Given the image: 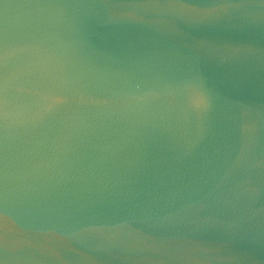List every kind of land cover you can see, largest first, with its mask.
Here are the masks:
<instances>
[{
  "label": "water",
  "instance_id": "95a60500",
  "mask_svg": "<svg viewBox=\"0 0 264 264\" xmlns=\"http://www.w3.org/2000/svg\"><path fill=\"white\" fill-rule=\"evenodd\" d=\"M0 264H264V0H0Z\"/></svg>",
  "mask_w": 264,
  "mask_h": 264
}]
</instances>
